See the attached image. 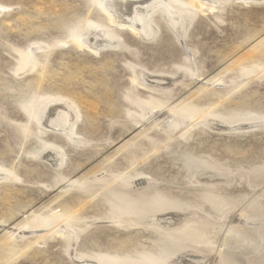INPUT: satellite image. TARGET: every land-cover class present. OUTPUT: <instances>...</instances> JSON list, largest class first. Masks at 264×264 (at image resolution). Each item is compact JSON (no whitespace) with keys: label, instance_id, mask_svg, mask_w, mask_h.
Segmentation results:
<instances>
[{"label":"rangeland","instance_id":"rangeland-1","mask_svg":"<svg viewBox=\"0 0 264 264\" xmlns=\"http://www.w3.org/2000/svg\"><path fill=\"white\" fill-rule=\"evenodd\" d=\"M168 1L0 0V264H264V0Z\"/></svg>","mask_w":264,"mask_h":264},{"label":"bare ground","instance_id":"bare-ground-1","mask_svg":"<svg viewBox=\"0 0 264 264\" xmlns=\"http://www.w3.org/2000/svg\"><path fill=\"white\" fill-rule=\"evenodd\" d=\"M203 1H205V0H203ZM210 1H213L214 2V1H217V0H210ZM242 1H248V0H242ZM249 1L251 2V0H249ZM255 1H257V0H255ZM195 2H197V1H195ZM103 7H104L105 11H107L108 14L110 15V20H112V23L113 24L120 25L122 23V25L123 24L124 25H127V26L131 27L132 29L136 30L137 31V34H139V35L140 34L141 35L142 34L143 35H146L147 32H149V29L152 28L151 27L152 25L148 22L147 17H148L149 14H150V17H151L152 14L156 10H160L161 12L164 11L167 14V15L165 14L167 16V17L165 16V19H169V17H172L173 18L174 15H175V13L176 14L177 13L183 14V12H184V9H177V8H175V6L171 5L168 0H103ZM0 11H1V9H0ZM185 15H187V14H185ZM176 21H177V19H176ZM175 24H177V22ZM100 40H101V43H102L101 46L103 44H106V43L112 44L109 41L105 40L102 35H101V39ZM59 107L62 108L61 111H63V109H64L63 112H65V115L61 117V120L59 119L60 120V125L62 126L60 132L63 129L65 131H67V129L70 126L69 120L72 117V112L63 103H52V104L48 105L43 110V113L41 114V117L39 118V123H41V121L43 122V120L46 121V122H48V121L54 122L55 120L53 119V117L55 116V113L58 112L57 109H60ZM163 122H164V120H163ZM49 124H51V123H49ZM53 125H55V124H53ZM166 125H168L170 127H177V126H179V124L177 122H175V121H172V123H170V121H168V122H166ZM45 126H47V125H45ZM41 127L42 126H40V128ZM47 129L49 130L48 127H45V130H47ZM69 131H71V130H69ZM62 133H64V132H62ZM47 156H49V155H47ZM56 157H57V155H56ZM47 158H49V157H47Z\"/></svg>","mask_w":264,"mask_h":264}]
</instances>
